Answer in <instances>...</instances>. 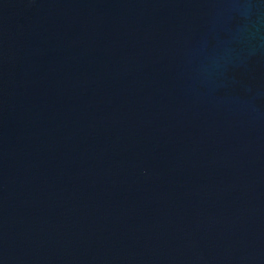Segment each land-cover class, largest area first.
Here are the masks:
<instances>
[{
    "label": "water",
    "instance_id": "obj_1",
    "mask_svg": "<svg viewBox=\"0 0 264 264\" xmlns=\"http://www.w3.org/2000/svg\"><path fill=\"white\" fill-rule=\"evenodd\" d=\"M0 264H264V0H0Z\"/></svg>",
    "mask_w": 264,
    "mask_h": 264
}]
</instances>
